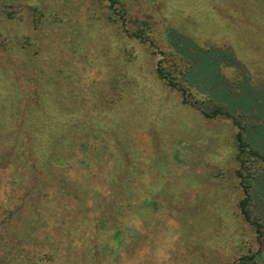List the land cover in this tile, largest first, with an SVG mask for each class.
Listing matches in <instances>:
<instances>
[{
	"label": "trees",
	"instance_id": "trees-1",
	"mask_svg": "<svg viewBox=\"0 0 264 264\" xmlns=\"http://www.w3.org/2000/svg\"><path fill=\"white\" fill-rule=\"evenodd\" d=\"M105 1L126 36L159 56L154 72L183 104L208 119L227 118L236 128L238 206L253 227L257 249L234 264H257L264 249V221L254 210L264 214V69L252 79L231 48L201 45L174 27L165 30L170 49H161L144 26L126 27L118 0ZM9 6H0L2 17L30 25L33 33L51 30L53 22L38 6L28 5L25 16H15ZM41 52L42 44L30 34L16 38L0 32L1 264H102L98 257L119 253L131 222L144 214L140 204L150 210L156 202L139 190L142 177L131 146L103 137L91 123L92 111L94 116L116 108L115 99L105 87L88 97L86 91L97 83L79 80L76 67V84L63 86L68 71L54 59L45 61ZM92 56H80L82 70L85 64L91 70L99 65ZM227 68L232 77L223 72ZM114 73L103 83L109 81L118 101L125 93L121 102L128 104L133 75L123 73L128 76L123 84Z\"/></svg>",
	"mask_w": 264,
	"mask_h": 264
},
{
	"label": "rangeland",
	"instance_id": "rangeland-1",
	"mask_svg": "<svg viewBox=\"0 0 264 264\" xmlns=\"http://www.w3.org/2000/svg\"><path fill=\"white\" fill-rule=\"evenodd\" d=\"M118 1L126 11V27L144 26L161 49H170L165 30L174 27L201 45L231 48L252 79L264 69V0ZM33 4L53 22L47 34L46 30L33 33L30 25L5 15H0V32L16 38L30 34L32 41L40 42L45 61L54 59L60 69L72 73L67 80L61 77L63 86L76 84V67L79 80L97 83L86 91L88 97L105 87L117 106L94 116L92 111L91 123L103 137H117L131 146L142 177L139 190L156 202L150 210L140 204L144 214L131 222L134 227L125 234L119 253L98 257L102 264H234L240 256L253 253L255 232L238 206L242 191L235 176L236 128L230 120L205 118L195 107L183 104L180 94L156 76L159 56L126 36L121 24L110 17L105 0H0V6L10 5L6 10H13L15 16L24 15ZM93 54L99 65L91 70L85 64L82 70L80 56ZM126 71L135 81L129 78V103L122 104L125 93L118 101L109 81L103 82L115 72L124 84ZM223 72L232 77L230 69ZM254 210L264 221V214L255 206ZM257 264H264V249Z\"/></svg>",
	"mask_w": 264,
	"mask_h": 264
}]
</instances>
